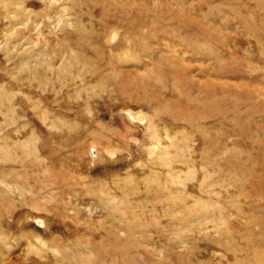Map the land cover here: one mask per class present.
I'll return each mask as SVG.
<instances>
[{
    "label": "rangeland",
    "instance_id": "1",
    "mask_svg": "<svg viewBox=\"0 0 264 264\" xmlns=\"http://www.w3.org/2000/svg\"><path fill=\"white\" fill-rule=\"evenodd\" d=\"M108 1L0 0V264H264V0Z\"/></svg>",
    "mask_w": 264,
    "mask_h": 264
},
{
    "label": "bare ground",
    "instance_id": "2",
    "mask_svg": "<svg viewBox=\"0 0 264 264\" xmlns=\"http://www.w3.org/2000/svg\"><path fill=\"white\" fill-rule=\"evenodd\" d=\"M161 5L158 6V8L155 9H150L149 7H139L135 6L131 0H109L107 3V9H108V17L111 18V21L109 23L112 24H107L106 28L103 30V33L105 36L102 37H97L95 35V32H91L89 28H81L78 27V30L80 31L82 38L80 41L83 45H86L88 47H93L96 45L99 46V48L103 49L106 47V44L109 41L115 40V45L108 50H111L114 52V56L119 58V59H124L127 58L128 56L132 55V51L139 45H145L144 37L142 36L141 33V25L142 21L144 20L142 14L145 15L146 19H148V24H153V26L156 28L157 24L160 21V18L162 19V16L165 14V11L167 10V3H169V0H160ZM176 5V9H180L184 11L181 8L182 2L180 0H176L174 2ZM169 12V11H167ZM175 12V11H174ZM168 14V13H167ZM182 12H177L174 14L175 16H180ZM184 14V13H183ZM208 19L209 16L208 14L204 15L202 19ZM252 20H249V23ZM107 22V23H108ZM253 24V21H252ZM157 30V28H156ZM199 32V31H198ZM107 33L109 34V38H107ZM94 36V39L92 40V37ZM101 43V44H100ZM113 44V43H112ZM103 47H102V46ZM208 52L210 55L215 56L216 59L219 58V51L218 48H215V46L210 47L208 49ZM164 74L161 75L163 77ZM177 79V80H176ZM173 79V84L179 85L180 80L178 78ZM179 89L180 87L177 86ZM209 91V90H208ZM208 91H206V95L208 94ZM213 110V109H212ZM123 116L124 118L130 123L133 124V127H138L137 126V116L135 113H133L130 109L128 110H123ZM139 117V116H138ZM144 120V119H142ZM139 122V121H138ZM146 125V127H142L144 131L147 129V126L150 125L149 120H144L143 121ZM142 122V123H143ZM140 123V122H139ZM141 124V123H140ZM141 127V126H140ZM128 128V127H127ZM137 130V129H136ZM149 131V129L147 130ZM150 132V131H149ZM157 132H159L157 130ZM156 130L155 132H150V137L151 138V144H153L152 147H164L166 146L163 144L160 140L159 133H157ZM138 142V141H137ZM175 141H171L170 144H175ZM136 143V141H135ZM163 145V146H161ZM177 146V145H175ZM189 146V145H188ZM174 147V145H173ZM168 152V151H167ZM243 261H240V264H242ZM251 263V262H250Z\"/></svg>",
    "mask_w": 264,
    "mask_h": 264
}]
</instances>
